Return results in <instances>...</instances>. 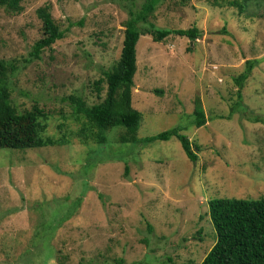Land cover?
Returning a JSON list of instances; mask_svg holds the SVG:
<instances>
[{
  "label": "rangeland",
  "instance_id": "1",
  "mask_svg": "<svg viewBox=\"0 0 264 264\" xmlns=\"http://www.w3.org/2000/svg\"><path fill=\"white\" fill-rule=\"evenodd\" d=\"M213 2L163 0L152 22L202 35L145 34L137 45L139 138L180 127L199 146L197 161L175 136L124 145L115 127L104 145L76 137L69 96L87 104L106 96V83L100 98L94 82L120 57L131 0H24L19 13L0 6V58L19 69L13 101L20 111L39 103L49 114L45 135L65 140L0 148V264H201L217 240L209 201L264 197V0H248L242 13ZM45 5L64 37L36 57ZM249 59L255 67L232 113L234 78Z\"/></svg>",
  "mask_w": 264,
  "mask_h": 264
},
{
  "label": "trees",
  "instance_id": "2",
  "mask_svg": "<svg viewBox=\"0 0 264 264\" xmlns=\"http://www.w3.org/2000/svg\"><path fill=\"white\" fill-rule=\"evenodd\" d=\"M24 0H0V6L14 12H21ZM131 0L130 17L124 22L123 45L119 59L104 71V76L94 82L101 98L105 82L106 96L101 101L87 104L81 96L71 95L74 119L80 123L76 137L82 143L94 141L100 145L108 143L107 131L115 127L122 129L118 135L121 144L150 143L177 137L189 159L197 161L200 150L180 127L162 131L156 135L140 139L138 131L143 113L133 106V87L138 67L137 45L141 35L149 34L154 41H163L170 35L197 40L202 31L197 26L184 28L159 27L151 21L163 0H145L135 9ZM186 0H183V2ZM248 0H214V5L223 8L235 7L240 13ZM38 15L43 22V36L34 44L33 56L40 53L64 37V31L55 21L50 6L40 7ZM256 59L246 61V69L234 78L238 86V101L231 112L242 105V89L255 67ZM18 67L13 61L0 58V148L27 149L49 145H61L65 140L45 135L49 114L34 103L30 109L20 111L12 98V78ZM159 92V91H158ZM161 92V91H160ZM207 122L206 112L198 101L194 110L193 123L201 127ZM81 199H78V203ZM210 216L217 232V240L201 264H264V197L261 199L214 198L209 201ZM150 231L152 227L150 226Z\"/></svg>",
  "mask_w": 264,
  "mask_h": 264
}]
</instances>
